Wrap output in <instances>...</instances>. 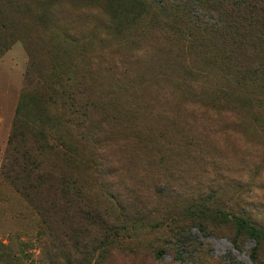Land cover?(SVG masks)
<instances>
[{"label":"rangeland","instance_id":"374dc122","mask_svg":"<svg viewBox=\"0 0 264 264\" xmlns=\"http://www.w3.org/2000/svg\"><path fill=\"white\" fill-rule=\"evenodd\" d=\"M238 4L0 0V172L15 127L48 172L0 178V264H264V0Z\"/></svg>","mask_w":264,"mask_h":264},{"label":"trees","instance_id":"16d2710c","mask_svg":"<svg viewBox=\"0 0 264 264\" xmlns=\"http://www.w3.org/2000/svg\"><path fill=\"white\" fill-rule=\"evenodd\" d=\"M238 3V6L231 5L230 9L232 11L237 10V8L243 3V0H238ZM259 3H261V1H259ZM258 7H260V9L264 8L263 5H259ZM2 29L3 26H0V33ZM234 29V26H230L228 27V29L225 28V30L230 32H232ZM7 49V47H1L0 45V56ZM229 54L230 53H228L225 58L221 59L223 60L221 65L226 66V70H228L227 67L230 64H238L232 57V54L231 56H228ZM238 65L241 69L246 71L248 76V71L251 65H245L243 63ZM257 67H263L262 69L260 68V73L264 77V61L260 66L257 65ZM71 127L75 129L76 132H82L83 130V126L80 120H78V123L72 121ZM4 161L5 163L2 166L0 178L5 179V181H7L12 186L15 192L17 194L19 193L20 196H22L23 198H29V193H33L34 196H38L40 187H42L45 182H48V172L42 165V162L40 161V156L33 155L32 148L27 145L26 140L24 139V135L17 127L14 128L13 133L9 137L8 150ZM73 186L74 183L70 180H66L64 178L57 179L56 186L54 189V191H56L57 193V199L53 203H68L69 198L65 200L66 196H71V194L74 193L77 194V192L74 191ZM47 256L48 258H51L54 255L51 252Z\"/></svg>","mask_w":264,"mask_h":264}]
</instances>
